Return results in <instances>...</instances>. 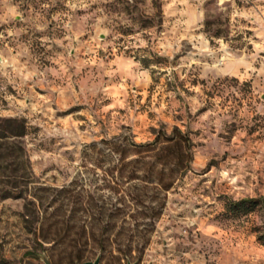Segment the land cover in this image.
Wrapping results in <instances>:
<instances>
[{
    "label": "rangeland",
    "instance_id": "1",
    "mask_svg": "<svg viewBox=\"0 0 264 264\" xmlns=\"http://www.w3.org/2000/svg\"><path fill=\"white\" fill-rule=\"evenodd\" d=\"M8 118L26 133L0 138V264H264V206L225 216L226 196H264V0H0ZM175 127L193 159L167 191L148 154L112 151ZM75 209L117 222L107 249L36 236Z\"/></svg>",
    "mask_w": 264,
    "mask_h": 264
},
{
    "label": "trees",
    "instance_id": "2",
    "mask_svg": "<svg viewBox=\"0 0 264 264\" xmlns=\"http://www.w3.org/2000/svg\"><path fill=\"white\" fill-rule=\"evenodd\" d=\"M3 122L6 124L7 128L0 132V138L20 137L26 133L25 123L20 119L8 118L3 120ZM131 146L138 147L137 150H133L135 154H148L145 159L149 158L148 163L150 165V170L158 168L160 174L159 180H153V172H150L149 179L151 183L157 182L163 191L169 190L178 178L183 176L188 170L191 169L193 159V143L189 135L178 127H175L171 133L159 131L152 142H147L145 144L130 142V144H125L124 147L115 143L112 151L117 153L120 156V159H124L126 155L129 154V147ZM166 171H168V173H166ZM122 199L124 200V198ZM163 206V201L158 203L157 207L153 205L149 206V209L152 212L151 215H153L151 216L153 220L159 217ZM263 206L264 196L243 197L239 199L226 196L225 216L228 218H240L257 211ZM81 207L78 209L83 210L84 213H88L90 210H92L91 207V209L88 207ZM78 209L71 211L60 227H58L57 221H52L50 223L48 222V224L41 222L38 230L35 232L36 236H38L42 242L57 244L64 241L65 234L76 228L77 231L83 235H86L88 231L92 232V239L87 237L77 240L78 242H81V245L93 243L101 250L107 249V247L113 242L111 235L113 231L116 230L117 222H114L111 219H105L106 213L101 210L98 216L93 217V221L84 220L81 225L76 227L75 224H71V221L73 220ZM120 209V207L115 208V210ZM91 215H95V212L93 211ZM52 216H54V213L51 214V219ZM36 220L38 222L39 218ZM153 224V222L149 224L151 226L150 231H152L154 228ZM52 231H54L55 235L58 237H52L50 235ZM256 231L258 233V240L264 244V227L256 228ZM61 232H64L65 234L62 235ZM148 242L149 239L143 240L144 244H147Z\"/></svg>",
    "mask_w": 264,
    "mask_h": 264
},
{
    "label": "water",
    "instance_id": "3",
    "mask_svg": "<svg viewBox=\"0 0 264 264\" xmlns=\"http://www.w3.org/2000/svg\"><path fill=\"white\" fill-rule=\"evenodd\" d=\"M44 264H52L50 258L46 255V254H43L41 256ZM77 264H101V254H98V256L96 257L95 260L93 261H86V262H83V263H77ZM128 264H138L137 262H131V261H128ZM150 264H153V263H150Z\"/></svg>",
    "mask_w": 264,
    "mask_h": 264
}]
</instances>
